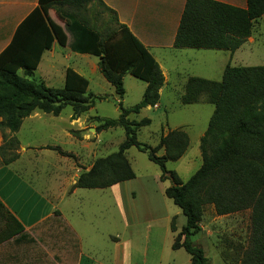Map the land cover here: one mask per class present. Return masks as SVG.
Masks as SVG:
<instances>
[{
    "label": "trees",
    "instance_id": "1",
    "mask_svg": "<svg viewBox=\"0 0 264 264\" xmlns=\"http://www.w3.org/2000/svg\"><path fill=\"white\" fill-rule=\"evenodd\" d=\"M76 2L83 11L67 15L63 27L49 20L44 22L47 40L35 43L34 48H37L30 55L5 60L10 47L0 55V127L15 132L22 119L33 111L58 115L66 106H70L74 118L88 111L95 99L105 98L88 92V80L71 68L66 69L61 88L48 87L30 78L41 52L50 48L54 39L73 52L98 57L99 72L119 98V115L117 118L93 117L98 123L96 131L121 126L125 138L116 151L96 158L90 169L78 176L74 187L105 188L133 179L135 173L125 151L134 146L160 168V180H170L164 194L185 216V224L171 244L173 250L183 248L190 255V264H210L204 250L192 242V237L201 231L204 206L212 205L217 215L250 209L249 244L239 264H264V65L231 66L227 63L220 81L199 77L187 79L181 103H196L204 94L214 109L199 139L201 164L181 182L175 171L167 170L166 162L176 161L184 154L189 143L186 132L168 130L160 136L158 144L151 147L139 142L136 136L140 127L150 124V119H129L131 113L137 114L142 108L158 102L164 80L159 65L127 27L117 23L116 13L101 0L98 2L112 14L114 26L97 23L96 14L85 8L89 0ZM36 14L43 19L42 14L47 16L46 7L35 9L33 15ZM263 15L264 0H246V8L216 0H186L174 47L233 53L251 35L254 21ZM20 67L26 68L23 76L17 74ZM125 74L146 83L140 101L131 107H124L121 102L125 94ZM17 146L14 136L6 138L3 135L0 154L6 149L13 151ZM44 148L71 156L58 147ZM16 157L13 152L10 158L2 161L8 164ZM174 220L175 216L169 224L172 232L177 230ZM22 231L21 223L0 202V243L15 236L14 240H27Z\"/></svg>",
    "mask_w": 264,
    "mask_h": 264
},
{
    "label": "crops",
    "instance_id": "2",
    "mask_svg": "<svg viewBox=\"0 0 264 264\" xmlns=\"http://www.w3.org/2000/svg\"><path fill=\"white\" fill-rule=\"evenodd\" d=\"M76 1L78 0H0V55L9 47L11 49L6 54L5 60L30 55L37 48V46L34 48L35 43L38 45L47 40V33L44 30L46 21L49 20L63 27L67 15L75 14L79 10L83 11L82 6ZM101 1L116 13L117 23L125 25L159 65L164 78L163 85L159 89L160 97L163 88L170 83L169 69L158 61L155 52L161 55L160 52L164 51L168 55H174L177 50L184 49L175 48L174 39L186 0ZM216 1L246 8V0ZM42 5L46 7L47 14V16L42 14L43 19L37 14L33 15L34 10ZM260 18L263 19L264 15ZM260 18L254 21L251 35L237 50L243 48L245 44L254 46L255 37L253 35ZM5 60L2 62L5 63ZM97 62L98 57L73 52L68 46L59 45L54 39L50 48L41 52L36 68L31 71L30 78L48 87L61 88L65 82L66 69L71 68L88 80V92L93 96H104L88 90L91 77L97 73L101 74ZM25 69V67L18 68L17 74L23 76ZM178 76L181 80L177 81L182 87V93L179 95L181 102L187 79L203 77L193 73L189 74V72L182 76L178 73ZM102 100H106V97L95 99L89 110L95 106L97 101ZM115 100L116 103L119 101L117 95ZM158 107L159 100L154 106L142 109L149 110ZM62 111L58 115L33 111L22 119L20 127L15 132L0 127V147L3 144V135L6 138L14 136L18 141L17 148L13 150L17 157L13 161L4 164L2 154H0V202L21 223L22 233L27 237L24 241L14 240L17 237L15 236L1 242L0 264H135L132 260V240H130L128 231L130 222L126 205L129 199L122 187L125 181L105 188L74 187L78 176L89 170L96 158L108 155H99V152L106 149L107 145L99 140V135L103 130L96 131L98 123L93 118L95 116L104 117H101L98 111L93 116L87 115L88 111H86L73 118L71 108L66 115H62ZM44 119L56 124L61 123L64 136L68 139L67 143L78 145L79 151L64 149L55 139L49 142L47 139L35 138L32 132L23 130L24 127L32 128L34 124ZM0 121H2V116H0ZM174 129L183 130L180 127ZM52 135L55 136V133ZM47 146L58 147L71 156L63 155L55 149L44 148ZM44 150L54 152L59 156L55 160L56 187L52 191L37 188L34 181L27 180L25 185L29 194L20 195L21 199H25L23 208H20L10 201L17 189L15 181L18 180V176L16 170L13 169L14 165L16 166L26 154H28L27 158L32 161ZM6 151L12 150L6 149ZM84 196L97 197V200L101 202L100 207L96 203L94 211L90 210V207L85 206L81 200ZM47 198L55 203L49 202ZM96 217L101 219L104 217L111 224H114L116 220V230L113 232L103 229L100 236L104 240L101 241L98 240L99 226L95 223ZM172 217L169 214L163 217L166 222L169 220L167 222L169 230ZM106 237L108 239L105 240ZM181 249L183 248L176 250ZM188 256L187 261L190 264V255Z\"/></svg>",
    "mask_w": 264,
    "mask_h": 264
},
{
    "label": "rangeland",
    "instance_id": "3",
    "mask_svg": "<svg viewBox=\"0 0 264 264\" xmlns=\"http://www.w3.org/2000/svg\"><path fill=\"white\" fill-rule=\"evenodd\" d=\"M88 11L97 16V23L105 22L112 24L111 13L101 6L98 0H92L87 4ZM253 45L245 44L243 48L234 53L218 49H179L174 55L166 52H155V56L161 64L169 69L170 83L163 88L159 97V107L154 109H142L138 114L131 113L130 120H140L147 117L150 124L140 127L137 132V140L143 144L154 147L158 144L160 136L169 129L182 128L188 135L189 143L183 156L176 161H167V170H173L181 182H185L201 164L199 150V138L205 131L209 118L213 112V105L207 102L206 95H202L200 101L193 104L183 105L179 95L182 93L181 80L178 76L186 72L214 81H220L224 66H256L264 65V18L258 20L254 35ZM173 67V68H172ZM125 95L122 99L124 107H131L140 101L145 82L126 74L123 78ZM89 91L104 95L106 100L97 101L87 115L93 116L96 111L104 118H117L119 110L116 103V95L113 87L97 73L93 75L89 84ZM70 106H66L62 115H66ZM55 124V125H54ZM23 130L32 132L35 138L57 140L64 149L77 150L78 145L67 143L61 123H53L46 119L37 122L32 128L24 127ZM55 133V136L52 135ZM124 130L121 126L101 131L99 140L104 141L106 149L99 152L104 156L118 149V145L124 140ZM14 151H4L2 160L10 158ZM162 150L158 152L160 154ZM24 158L16 166L18 180L17 189L10 200L13 204L23 208L25 199L20 195H28L26 181H34L37 188H46L52 191L57 181L55 178V160L59 156L47 150L37 154L31 161ZM134 173L133 179L123 184V191L128 194L129 202L126 205L130 226V240H132V260L135 264H188V254L183 250H173L171 244L174 236L182 225L185 224V216L181 210L167 198L164 189L169 186L170 180H160V168L147 158L145 152L136 147H130L126 153ZM14 188V187H13ZM44 190V189H43ZM47 200L55 203L52 199ZM85 206L94 211L95 204L99 207L101 202L95 196L81 197ZM114 207V206H113ZM178 213L177 215H175ZM175 216L176 232H170L165 216ZM159 218V219H157ZM155 219V220H154ZM98 227V240H104L100 236L103 229L116 230V220L111 224L104 217H96ZM201 231L192 237L194 245L202 248L205 255L210 259V264H239L242 254L249 244L251 228V210L244 209L226 215H217L212 205L207 204L203 208ZM108 237L105 238V240ZM149 239V243H148ZM108 241V240H107Z\"/></svg>",
    "mask_w": 264,
    "mask_h": 264
}]
</instances>
